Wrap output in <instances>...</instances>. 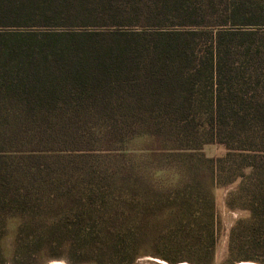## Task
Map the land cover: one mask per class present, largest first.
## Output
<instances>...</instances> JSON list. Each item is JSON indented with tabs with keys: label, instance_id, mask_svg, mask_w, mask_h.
I'll return each mask as SVG.
<instances>
[{
	"label": "trees",
	"instance_id": "16d2710c",
	"mask_svg": "<svg viewBox=\"0 0 264 264\" xmlns=\"http://www.w3.org/2000/svg\"><path fill=\"white\" fill-rule=\"evenodd\" d=\"M138 135L198 153L175 196L138 216L191 217L182 227L210 244L198 260L159 256L209 264L212 192L230 189L226 208L247 217L226 264H264V0H0V264H132L144 251L134 230L92 222L100 186L87 159ZM204 145L224 154L205 158Z\"/></svg>",
	"mask_w": 264,
	"mask_h": 264
},
{
	"label": "rangeland",
	"instance_id": "374dc122",
	"mask_svg": "<svg viewBox=\"0 0 264 264\" xmlns=\"http://www.w3.org/2000/svg\"><path fill=\"white\" fill-rule=\"evenodd\" d=\"M170 144L148 135L133 136L123 141L118 147L109 151H98L90 154L88 165L93 171L92 178L98 179L100 191L93 199L95 209L91 213L92 222L100 227L106 224L125 223V227L133 229V240L129 244H137L143 248L132 264H170L160 256L188 260H198L202 250L210 244V233L204 230L199 237H193L182 227L191 222L188 216H177L178 220L141 222L138 216L142 208L152 204L161 195L174 197L172 185L180 181V168L185 163L193 165L198 157L195 151L185 156L179 149L171 150ZM201 154L205 158L214 159L224 154L223 147L204 145ZM91 178V179H92ZM92 183V182H90ZM230 189H217L212 192L214 218V252L209 264H226L227 237L233 224L247 213L229 210L225 199ZM179 197L181 192L178 189ZM145 199V200H144ZM67 205L72 200L67 196L62 199ZM198 206L193 205L191 214ZM156 212V210L154 211ZM208 213V212H207ZM19 220L6 221L5 236L1 241L3 255L9 259L12 252L14 236ZM146 234V236H145ZM145 236V237H144ZM62 242L72 241L70 235L60 236ZM148 242L151 243L149 245ZM128 242V241H127ZM126 242V243H127ZM74 243H85L74 237ZM160 255V256H159ZM44 264H67L63 259L50 260ZM177 264H194L182 261ZM234 264H258L255 262H237Z\"/></svg>",
	"mask_w": 264,
	"mask_h": 264
}]
</instances>
